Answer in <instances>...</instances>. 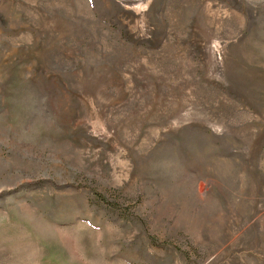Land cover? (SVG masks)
<instances>
[{
	"label": "rangeland",
	"instance_id": "374dc122",
	"mask_svg": "<svg viewBox=\"0 0 264 264\" xmlns=\"http://www.w3.org/2000/svg\"><path fill=\"white\" fill-rule=\"evenodd\" d=\"M0 264H264V0H0Z\"/></svg>",
	"mask_w": 264,
	"mask_h": 264
}]
</instances>
